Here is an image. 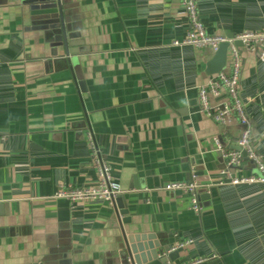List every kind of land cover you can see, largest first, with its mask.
<instances>
[{"label": "crops", "instance_id": "crops-1", "mask_svg": "<svg viewBox=\"0 0 264 264\" xmlns=\"http://www.w3.org/2000/svg\"><path fill=\"white\" fill-rule=\"evenodd\" d=\"M196 1L210 34L264 29V0ZM62 2L81 34L71 61L51 54L24 0H0V264H119L124 232L170 247L193 239L177 259L147 264H264V183L218 184L226 161L214 139L232 148L242 126L201 110L213 52L174 44L189 30L181 1ZM242 76L264 160V59L245 53ZM89 130L121 184L123 228L108 201L55 197L97 183ZM198 171L212 184L200 212L190 193L164 189ZM241 172L257 169L245 158Z\"/></svg>", "mask_w": 264, "mask_h": 264}, {"label": "built area", "instance_id": "built-area-1", "mask_svg": "<svg viewBox=\"0 0 264 264\" xmlns=\"http://www.w3.org/2000/svg\"><path fill=\"white\" fill-rule=\"evenodd\" d=\"M188 18L189 30L184 39L174 41V44H190L199 48H208L213 53L218 50L223 42H228V60L226 66L220 71L207 76L198 85V97L201 110L216 123L228 125L238 122L241 133L237 143L247 153L248 159L254 163L257 172L242 174L245 157L241 150L225 148L218 138L215 143L221 156L225 159V168L222 170L224 178L218 184L264 183V160L253 142V126L247 112L248 100L242 95L243 91V63L244 54L253 53L259 59H264V29L247 30L232 37L222 34H210L200 17L196 0H180ZM240 41L242 45H237ZM88 146L91 151L93 165L96 169L98 181L90 186H64L56 193L55 197L68 200L70 203L88 200H105L113 204L116 197L123 192L120 182L113 174L110 162L103 157L93 133L87 132ZM201 185L196 176L190 181H171L164 185L166 190H180L190 193L191 206L200 212L202 204L198 188ZM193 242L191 238L180 239L172 247L163 252L167 255L175 250H182ZM206 260L200 258L182 264H198Z\"/></svg>", "mask_w": 264, "mask_h": 264}, {"label": "water", "instance_id": "water-1", "mask_svg": "<svg viewBox=\"0 0 264 264\" xmlns=\"http://www.w3.org/2000/svg\"><path fill=\"white\" fill-rule=\"evenodd\" d=\"M29 6L30 15L35 17L36 28L44 30L46 43L51 46V54L57 56L59 49L62 50V56H66L70 60V56L79 53V42L81 34L79 31L72 29V21L69 16L64 13V6L62 0H24ZM234 36V35H233ZM237 45H242L240 41ZM228 42L220 44L217 51L213 53L211 58L206 63V77L217 73L224 66L228 60ZM71 61V60H70ZM69 61V62H70ZM81 90H85L84 82L80 81ZM233 149L241 150L245 158H248L247 153L239 145H234ZM197 180L201 185L198 188L199 198L207 199L209 187L212 185L204 184L203 181H208L209 177L204 175L201 171L196 173ZM115 207V215L118 223L122 228L124 224H130L132 217L129 209L126 206L122 193L119 194L113 202ZM2 206L0 205V209ZM124 232V231H123ZM142 234L133 233L132 235L124 232L122 247L117 253L119 264H147L156 259H166L169 257L175 260L179 257V251L175 250L163 255L165 250L169 249V244L147 243V238L141 237ZM145 254L147 259H145ZM48 264V263H39ZM49 264H68L65 262L53 261Z\"/></svg>", "mask_w": 264, "mask_h": 264}, {"label": "rangeland", "instance_id": "rangeland-1", "mask_svg": "<svg viewBox=\"0 0 264 264\" xmlns=\"http://www.w3.org/2000/svg\"><path fill=\"white\" fill-rule=\"evenodd\" d=\"M244 98V97H243ZM245 99V98H244Z\"/></svg>", "mask_w": 264, "mask_h": 264}]
</instances>
